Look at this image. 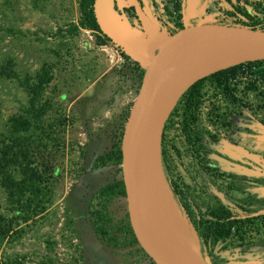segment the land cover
I'll use <instances>...</instances> for the list:
<instances>
[{
	"label": "rangeland",
	"instance_id": "obj_1",
	"mask_svg": "<svg viewBox=\"0 0 264 264\" xmlns=\"http://www.w3.org/2000/svg\"><path fill=\"white\" fill-rule=\"evenodd\" d=\"M79 3L0 0V216L12 224L0 242V261L152 264L130 226L125 190L99 193L122 181V165L103 156L121 151L145 66L162 41L202 24L255 22L264 31V0H96L104 45L78 26ZM182 48L171 49L176 54L166 56L156 82L189 64L191 52ZM208 77L201 78L196 109L179 110L183 94L201 79L183 88L160 118L155 204L169 225V210L159 201L167 199L190 233L196 257L186 256V264H264V85L249 91L251 82L242 79L223 90ZM21 121L30 124L20 135L28 139L31 161L50 177L45 211L28 221L3 187L5 173L21 180L19 168L1 162L3 143ZM161 140L173 179L177 174L187 185L181 198L190 216L222 205L244 222L243 241L234 234L210 250L198 240L167 182Z\"/></svg>",
	"mask_w": 264,
	"mask_h": 264
},
{
	"label": "trees",
	"instance_id": "obj_2",
	"mask_svg": "<svg viewBox=\"0 0 264 264\" xmlns=\"http://www.w3.org/2000/svg\"><path fill=\"white\" fill-rule=\"evenodd\" d=\"M95 1L96 0H80L78 26L94 32L97 44L104 45L106 41L101 38L104 35L102 34L101 27L95 15ZM173 8L175 12L179 11L177 1L174 3ZM236 9L238 10V8ZM240 14L247 19L249 18L248 12H245L244 9H242ZM245 26L257 29V24L255 22H251L249 25ZM208 78H211L214 83L223 90L228 89V84L231 83V81L237 80L240 82L244 79L251 82L250 87H246L247 90L257 91L260 84L264 85V60L229 67L210 75ZM204 79L193 84L181 97V106L179 110L183 115L197 108V102L195 101L199 94L200 83ZM29 125L27 121L14 122L11 128L12 134L11 136L9 135L8 142L3 143L4 149L1 151L2 164L5 166L14 165L19 168L21 180L15 181L10 175L5 173L3 174V187L7 190L9 204L19 208V218L24 221L32 220L45 211L46 200L49 193L48 182L50 178L48 174L35 168L34 163L31 161V154L26 149L25 145L28 139L20 135V133L29 131ZM15 134H17V136H15ZM161 154L163 156L167 182L173 195L179 198L181 207L198 240L201 241L207 249L211 248L209 247L210 244L227 239L234 234L243 241L246 236L244 222L240 221V219L222 205L207 207L204 216H198V219L190 216V211L187 209L188 206L182 202L181 198L184 194L183 188H186L187 185H185L183 180L179 178L176 173L177 177L173 179L169 164L164 156L165 153L162 140ZM112 158H114L116 164H121V151L119 147L105 154L103 156V162L104 160L111 161ZM99 193L101 196H112L114 194L124 195L123 183L122 181H118L108 184L101 188ZM11 230L12 224L2 219L0 216V242L8 237ZM18 260L17 258L6 259L0 261V264H22L20 260Z\"/></svg>",
	"mask_w": 264,
	"mask_h": 264
},
{
	"label": "water",
	"instance_id": "obj_3",
	"mask_svg": "<svg viewBox=\"0 0 264 264\" xmlns=\"http://www.w3.org/2000/svg\"><path fill=\"white\" fill-rule=\"evenodd\" d=\"M223 35L236 45L219 66H212L202 71L184 70L175 81L174 75L164 86V94L152 99L156 75L161 60L169 46L175 42L199 38L203 36ZM264 60V31L223 24H202L183 27L161 42L158 51L146 64L136 103L127 120L121 144L122 182L124 185L127 211L130 226L138 245L154 264H173L155 247L145 220L142 200L134 183L133 157L139 150L146 136L145 117L155 112L157 107L175 98L183 88L190 86L195 80L210 76L239 64ZM186 80L181 86V81ZM175 81V82H174ZM174 82V83H173Z\"/></svg>",
	"mask_w": 264,
	"mask_h": 264
},
{
	"label": "bare ground",
	"instance_id": "obj_4",
	"mask_svg": "<svg viewBox=\"0 0 264 264\" xmlns=\"http://www.w3.org/2000/svg\"><path fill=\"white\" fill-rule=\"evenodd\" d=\"M180 47L187 48V50L191 52L189 64L161 81H155L152 99L160 98V96L166 92V90H164V85L168 84L169 79L174 75H179L184 70H194L199 72L212 66L221 65V62L229 56V53L236 48V45L223 35L203 36L178 41L169 46L159 67L170 52L176 54V51L171 50L172 48ZM178 75L175 77V81H177ZM185 81L186 80L180 82L181 86L185 84ZM174 99L175 98H171L167 102L158 106L155 112L153 111L146 115V136L139 150L133 157V178L139 197L142 200L145 220L155 247L163 257L173 264H186V256L196 257L193 248L195 247V243L192 237L189 236L190 233L188 234L178 216L168 207L170 203L167 204L166 198L165 201L161 199L159 201L165 203L169 210V225L164 215L155 204L158 194L154 187V184H156V177H154L155 173L153 172L156 165L155 137L160 118L167 112L171 104L174 102ZM171 239L174 244L177 243L176 245H173V247L171 246ZM171 252L172 256L170 257Z\"/></svg>",
	"mask_w": 264,
	"mask_h": 264
}]
</instances>
